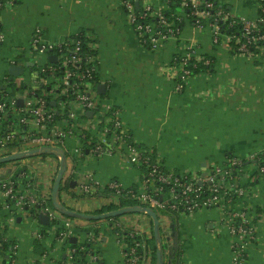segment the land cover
I'll return each mask as SVG.
<instances>
[{
	"label": "built area",
	"instance_id": "built-area-1",
	"mask_svg": "<svg viewBox=\"0 0 264 264\" xmlns=\"http://www.w3.org/2000/svg\"><path fill=\"white\" fill-rule=\"evenodd\" d=\"M6 1L13 5L17 0ZM170 2L167 0L165 8L155 9L152 0H122L129 23L145 47L149 44L157 49L161 44L182 39L183 31L164 16L171 12ZM182 6L192 10L187 17L193 18L197 30L211 32L216 46L233 53L236 49L237 56L254 61L264 55V32L260 28L264 26V0H259L255 20L222 10L212 12L214 0H184ZM3 8L4 2L0 0V11ZM182 16L176 13L178 19ZM225 24L229 28L241 26V36L236 38L224 32ZM5 39L0 23V48ZM31 46L36 68L31 79L5 76L0 89V157L21 156L13 163L12 174L0 179V208L8 211V217L0 221V248L11 240L7 228H19L18 219H22V233L34 241L37 250L29 264L103 262L98 250L100 237L90 232L74 245L72 240L79 222L66 218L54 206L55 183L59 169L63 168L65 173L58 191L60 202L64 195L76 201L88 199L102 208L117 206L122 199L132 200L138 203L135 208L146 215L143 216L146 220H153L147 210L158 216L173 213L178 218H192L207 209L218 210L233 238L232 264H246L249 246L264 237V210L249 204L256 194L255 188L249 186L250 181L264 179V150L247 161L228 157L206 173L175 172L159 160L150 165L149 158L128 142L133 135L121 119V109L107 104L99 93L100 53L96 37L90 32H79L74 38L54 45L37 34ZM253 47L258 53L252 52ZM51 56L56 62L50 60ZM176 56L168 68L176 75L178 92H183L195 76L211 77L210 72L191 75V68L197 67L190 64L193 58L208 67L213 63L197 55L190 46ZM40 57H45L46 62H41ZM10 63L17 66L16 61ZM91 112L93 115L89 117ZM68 142L75 144L77 157L71 154ZM108 156H117L138 168L142 173L139 185L126 188L116 180L101 184L91 171H80L85 161ZM52 160L60 168L50 174L46 183H41L40 162ZM144 165L150 168L149 172L142 171ZM251 171L254 177L247 181L245 175ZM122 209L125 208L119 210ZM41 216L49 218L48 228L41 222ZM148 221L122 216L106 221L119 243L121 264H157L153 262L155 250L172 246L171 233L164 227L161 231L160 219V238L155 237L151 244L155 230ZM18 248V244L12 247V264L16 263ZM181 264H184L182 260Z\"/></svg>",
	"mask_w": 264,
	"mask_h": 264
},
{
	"label": "crops",
	"instance_id": "crops-1",
	"mask_svg": "<svg viewBox=\"0 0 264 264\" xmlns=\"http://www.w3.org/2000/svg\"><path fill=\"white\" fill-rule=\"evenodd\" d=\"M152 1L155 9L165 8L167 2ZM218 1L236 17L255 20L258 16L259 0ZM0 23L6 38L0 48V81L9 76L11 61L25 67V76L32 73L28 65L35 60L31 46L35 35L58 45L79 32L93 34L99 44V78L106 86L103 100L121 109V119L135 143L149 149L168 170L206 173L228 157L243 159L264 150V55L255 61L237 56L216 46L210 31L197 30L189 20L181 40L149 50L130 25L122 0H21L0 11ZM187 46L199 56L214 58V73L193 77L185 90L178 92L176 75L168 67ZM44 59L39 58L41 62ZM13 163L0 167V179L12 174ZM40 164L41 183L60 168L53 160ZM82 165L86 167L83 172L91 171L101 184L116 180L129 188L141 182V171L117 156L89 159ZM254 174H246V180ZM250 182L256 194L249 204L264 210V179ZM62 200L65 208L76 213L93 216L101 210L88 199L75 201L62 195ZM7 217L8 211L0 209V221ZM170 219L163 218V227L172 235ZM103 222H79L72 242L80 243L82 236L96 233L101 239V264H121L119 243ZM22 223L18 219L19 228H7L12 247L19 245L15 264H29L37 253L34 241L24 237ZM173 237L181 245L184 264L233 263V238L218 210L178 218ZM11 254L12 250L7 255L0 253V264H12ZM247 256L246 264H264L263 236L249 246Z\"/></svg>",
	"mask_w": 264,
	"mask_h": 264
},
{
	"label": "trees",
	"instance_id": "trees-1",
	"mask_svg": "<svg viewBox=\"0 0 264 264\" xmlns=\"http://www.w3.org/2000/svg\"><path fill=\"white\" fill-rule=\"evenodd\" d=\"M170 8H171V12H167L164 13V16L168 19L169 22H175L177 24V27L183 31L185 23L188 22V20L190 21V23L194 24V20L193 18L187 19V16L191 13V9L189 8H183L182 6V2L176 1V0H170ZM189 1V0H188ZM4 2V7L6 5H9V2L6 0H3ZM21 2V0H17L14 4H19ZM214 5L215 8L212 12H217L219 10H222L224 12L230 13L229 7L225 6L221 3H219L218 0H214ZM125 9V8H124ZM177 11H181L183 16L181 17V19H178L176 17V13ZM125 12L127 14V11L125 9ZM157 20V19H154ZM150 19H148L146 22H149ZM223 31L227 32L230 35H234L236 38L241 36V26H235L233 28H229L227 24L222 26ZM261 30L264 32V26L260 25ZM138 35V34H137ZM139 37V36H138ZM234 45V42H233ZM236 46V45H234ZM146 48H148L149 50H153V48L148 44L146 46ZM236 49H235V53H236ZM252 52L253 53H258V50H256L255 47L252 48ZM52 58V56H51ZM176 58H178V60H180V58L178 56H176ZM205 59H209L212 61V65L211 66H205L202 62H198L195 58H193V60L190 62L191 65L196 64L197 67L196 68H191V75H197L200 73H206V72H210V73H214V63L215 60L212 57L209 56H204ZM36 70L35 67L31 68V71L34 72ZM135 149L142 151L144 153V156L149 158L150 160V165H153L156 162V156L154 154H152L150 152L149 149L144 148L142 146H140L139 144L135 143L134 139H130L128 141ZM162 163V162H161ZM5 164H0V167L4 166ZM150 168H148L147 166H142V171L143 172H149ZM137 202L132 201V200H127V199H122L120 204H118L117 206L114 205H108V206H104L101 208V210H99L98 212L95 213L96 214H105V213H109V212H114L117 211L121 208H134L135 206H137ZM72 214H63V216H65L66 218L69 219H73V220H77L78 222H81L83 220H93L94 218H90L87 216H91V215H87L84 213H76L71 211ZM136 213H140V212H130L129 214H136ZM158 216V215H157ZM121 216H118L116 218H120ZM161 217H168L171 218L170 220H172V235H171V247H167V245H164V247L166 249L163 248V250H155L154 255H153V262L154 263H159V261H161L162 264H181V260H182V248L181 245L176 243L177 241L175 240V238L173 237L175 235V233L178 231V217L177 215L173 214V213H166V214H161L160 217L158 216V218L160 219ZM106 218V217H105ZM83 219V220H80ZM108 219H110L108 217ZM95 221V220H93ZM44 225V224H43ZM46 228H48V225H45ZM155 241V233L153 238L151 239V244H154ZM3 249L0 248L1 251H3V254H10L11 253V243H4L3 244ZM75 245V244H74ZM40 250V248H39ZM165 251H168L167 254H165Z\"/></svg>",
	"mask_w": 264,
	"mask_h": 264
},
{
	"label": "water",
	"instance_id": "water-1",
	"mask_svg": "<svg viewBox=\"0 0 264 264\" xmlns=\"http://www.w3.org/2000/svg\"><path fill=\"white\" fill-rule=\"evenodd\" d=\"M137 7H139V4H137ZM51 61L53 62H56V58H51L50 59ZM34 63H30L28 65V67H31L33 68L34 67ZM25 67L23 66H11L9 68V75L12 76V77H22L25 75ZM99 90V93L100 94H103L105 93V90H106V86L104 84H101L98 88ZM93 115V113H89L88 116L91 117ZM21 156L18 155V156H9V157H5V158H1L0 159V164H5V163H8V162H12V161H16L17 159H19ZM62 178H63V168H61V171L58 175V178L56 180V183H55V188H54V195H53V200H54V205L61 211H63V213L65 214H72L71 211L67 210L63 205L62 203L60 202V199H59V194H58V191H59V187H60V184H61V181H62ZM149 215L153 218V221H154V230H155V237L156 239H159L160 236H159V218L157 216V214L151 210H147ZM130 212H140V210L138 208H125V209H122V210H117V211H114V212H111L109 214H105V215H99V216H87V217H90V218H94L95 220H99V219H103L105 217H118V216H123L127 213H130ZM41 222L44 224V225H49V218L47 216H41ZM178 243V242H176ZM158 264H162L161 261H159Z\"/></svg>",
	"mask_w": 264,
	"mask_h": 264
},
{
	"label": "rangeland",
	"instance_id": "rangeland-1",
	"mask_svg": "<svg viewBox=\"0 0 264 264\" xmlns=\"http://www.w3.org/2000/svg\"><path fill=\"white\" fill-rule=\"evenodd\" d=\"M178 13H182L181 11H177ZM42 58H45V57H42ZM46 59V58H45ZM42 60V62H46V60ZM22 79L24 80V81H29L30 79H31V73H27V75L25 76H22ZM1 83H2V81H0V85H1ZM107 104H109V105H112V104H110V103H107ZM68 145H69V143H68ZM74 144H72L71 146L69 145V149L71 150V154L73 155V157H77V152L74 150ZM250 156H246L245 158H243L244 160H248V158H249ZM17 161H19V160H17ZM12 162H15V161H12ZM12 162H8V163H12ZM7 163H5V165H6ZM90 167L89 168H91V166L92 165H89ZM85 168L86 167H84V168H82V169H80V171H84L85 170ZM84 169V170H83ZM76 201V200H75ZM0 209H2V208H0ZM3 210V209H2ZM109 213H111V212H109ZM109 213H105V214H109ZM105 214H96V215H93V216H99V215H105ZM126 216H131V217H133V216H136L137 217V219L139 220V221H142V219H143V216H145L146 217V215L145 214H141V213H136V214H129V213H127V214H125ZM124 215V216H125ZM160 215H161V213H160ZM160 215H159V217H160ZM92 216V215H91ZM112 218V217H111ZM80 220H83V219H80ZM93 220H95V219H93ZM93 220H88V222H90V223H93V222H97V221H104L103 223L104 224H107V220H109L108 219V217H106V218H103V219H99V220H95V221H93ZM149 220L151 221V226H154V224H153V220L151 219V218H149ZM77 221V220H76ZM87 220H83V221H81V222H86ZM160 221H161V223H162V225H161V231H163V217H161L160 218ZM103 224V225H104ZM105 226V225H104ZM88 246V245H87Z\"/></svg>",
	"mask_w": 264,
	"mask_h": 264
}]
</instances>
